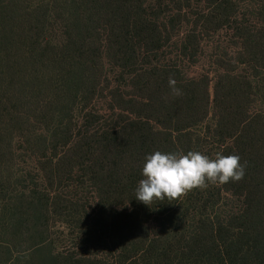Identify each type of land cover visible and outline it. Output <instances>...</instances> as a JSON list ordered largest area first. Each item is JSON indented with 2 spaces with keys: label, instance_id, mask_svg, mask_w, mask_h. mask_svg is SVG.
<instances>
[{
  "label": "trees",
  "instance_id": "16d2710c",
  "mask_svg": "<svg viewBox=\"0 0 264 264\" xmlns=\"http://www.w3.org/2000/svg\"><path fill=\"white\" fill-rule=\"evenodd\" d=\"M55 1L57 17L48 12L43 21L58 23L45 29L59 39L20 55L31 78L12 85L9 114L1 116L0 125L30 117L46 129L19 136L34 153L32 172L0 171L7 233L0 264H264V111L250 109L264 67V0L253 26H244L239 0H212L199 17L239 29L236 56L216 62L213 81L184 73V60L173 59L174 37L148 0ZM176 1L180 11L194 2ZM179 40L174 55L196 54L194 30ZM106 56L118 79L103 75ZM103 97L109 114L95 105ZM12 104L20 117L11 116ZM3 137L0 130L8 167L14 144ZM157 150L237 155L244 175L148 206L134 190L146 154ZM18 227L31 246L4 260L1 252L19 245ZM50 246L44 262L38 251Z\"/></svg>",
  "mask_w": 264,
  "mask_h": 264
},
{
  "label": "rangeland",
  "instance_id": "374dc122",
  "mask_svg": "<svg viewBox=\"0 0 264 264\" xmlns=\"http://www.w3.org/2000/svg\"><path fill=\"white\" fill-rule=\"evenodd\" d=\"M212 0H194L189 8L180 11L177 9L176 0H148L150 4L149 12L161 16V22L168 26L171 31L175 44L172 45L173 59L182 61L184 60L183 70L184 73L191 77H200L205 75L214 80L216 74L219 72L217 61L219 59H229L236 56L237 45L241 39L238 38V28L235 24H227L221 28H213L207 23H203L199 20L203 12L207 10ZM262 0H239L240 12L245 14L244 20H249L244 26H253L256 22L252 19L257 11L258 4ZM55 0H0V121L3 114H9V108L5 109L4 106L10 100L12 94V85L18 83L24 79L31 78L29 71V65L22 63L21 54L31 53L35 46L41 48L48 47V42H56L59 37L56 35L55 30H46L57 26V22L54 19L44 22V14L50 13L55 18L57 12L55 8ZM70 12H68V16ZM44 28L43 33L38 34ZM253 28V27H252ZM26 31V36L25 32ZM192 30L198 35L200 46L197 49L196 54L190 55L184 59L181 56L174 55L179 43V37L190 33ZM30 36H32L30 38ZM179 40V41H178ZM180 44V43H179ZM108 57H104L105 63L102 64V73L110 74V78L118 79L117 74H120L118 69L114 67ZM232 67V66H231ZM259 76L256 79V86L254 95L251 98L250 109L252 111H264V67L259 69ZM250 74L255 71H249ZM104 85H107L105 79ZM212 92V88H211ZM95 105L99 107L102 112L109 114L108 104L103 98H98ZM11 116L20 117L22 111L16 104L11 105ZM26 115V114H24ZM28 117V115H26ZM210 118L207 121L210 122ZM24 125H19L16 121L13 123L1 124L0 130L4 134L3 138L5 142L9 139L14 144L13 156L9 159L8 167L5 162L8 158L5 156L0 162V171L2 176H5V171L10 170L16 172L21 166L28 167L27 169L32 172L31 167L34 166V153L29 149L28 145L22 144L19 136L23 131L30 132L29 135L40 134L42 130L46 129V125L42 124L39 119L31 118L23 121ZM1 123V122H0ZM206 125V124H205ZM40 153V152H39ZM23 161V163H22ZM21 170V169H20ZM20 170L18 172H20ZM1 191V190H0ZM2 192V191H1ZM0 193V197L2 194ZM232 203L238 204V198L231 197ZM4 209L2 203H0V212ZM16 239L19 240L17 249H13V252L4 250V260L8 257L17 259L20 257V250L22 253L28 249L31 245L30 233L20 232L19 227L16 228ZM21 233V234H20ZM7 233L0 217V241H5ZM16 250V251H15ZM53 247H45L38 251L39 258L44 262L48 260ZM11 264H18L17 260L10 262ZM5 264V263H4Z\"/></svg>",
  "mask_w": 264,
  "mask_h": 264
},
{
  "label": "clouds",
  "instance_id": "9594fccd",
  "mask_svg": "<svg viewBox=\"0 0 264 264\" xmlns=\"http://www.w3.org/2000/svg\"><path fill=\"white\" fill-rule=\"evenodd\" d=\"M173 95L181 91L175 81L169 79ZM244 165L237 155L217 153L209 157L198 151L186 153L161 152L146 154L141 168V176L135 187L134 197L138 202L150 205L154 200H176L180 195L207 183L223 184L241 179Z\"/></svg>",
  "mask_w": 264,
  "mask_h": 264
}]
</instances>
